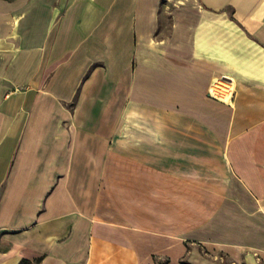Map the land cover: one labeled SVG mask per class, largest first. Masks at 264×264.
<instances>
[{
    "label": "crops",
    "instance_id": "0c3cea01",
    "mask_svg": "<svg viewBox=\"0 0 264 264\" xmlns=\"http://www.w3.org/2000/svg\"><path fill=\"white\" fill-rule=\"evenodd\" d=\"M197 3L163 36L160 0H0V135L43 118L30 160L0 146V264H201L182 238L199 151L255 194L264 0ZM219 76L228 101L210 94Z\"/></svg>",
    "mask_w": 264,
    "mask_h": 264
},
{
    "label": "rangeland",
    "instance_id": "374dc122",
    "mask_svg": "<svg viewBox=\"0 0 264 264\" xmlns=\"http://www.w3.org/2000/svg\"><path fill=\"white\" fill-rule=\"evenodd\" d=\"M198 8L197 0H160L161 22L157 34L169 35L175 20H185L188 12ZM217 78L224 82L231 81L228 76ZM234 89L233 84L229 99ZM14 97L16 95L11 99ZM65 105L71 109L73 103ZM37 106H45L47 109L43 112L46 114L54 113L52 103H38ZM26 121L21 130L14 124L7 134L0 135V146H6L5 155L11 157L13 165L16 163L20 166L21 161L30 160V151L33 150L26 145L35 138L43 137L41 116L38 118L35 114ZM46 139L51 143V138ZM58 146L61 148L56 154L55 166L57 164V168H62L67 154L62 147L63 142H59ZM202 153L199 151L197 186L192 185L191 188L189 183L182 184L183 194H192V198L183 197L182 204V238L185 247L195 250L201 264H264V173L258 174L260 182L256 184L257 189L253 194L248 186L237 181V177H233L232 182L222 181L229 179L221 175L224 171L232 175L233 171L227 160L217 158L222 155L221 150L214 152L217 156L212 158ZM11 173L6 175L3 187L12 181ZM182 261L189 262L185 257Z\"/></svg>",
    "mask_w": 264,
    "mask_h": 264
},
{
    "label": "bare ground",
    "instance_id": "6f19581e",
    "mask_svg": "<svg viewBox=\"0 0 264 264\" xmlns=\"http://www.w3.org/2000/svg\"><path fill=\"white\" fill-rule=\"evenodd\" d=\"M233 82L221 81L219 78L215 79L211 86V93L219 98L228 101L231 96Z\"/></svg>",
    "mask_w": 264,
    "mask_h": 264
},
{
    "label": "trees",
    "instance_id": "16d2710c",
    "mask_svg": "<svg viewBox=\"0 0 264 264\" xmlns=\"http://www.w3.org/2000/svg\"><path fill=\"white\" fill-rule=\"evenodd\" d=\"M185 264H190L188 262H183ZM150 264H168V258L166 256L153 255L152 263Z\"/></svg>",
    "mask_w": 264,
    "mask_h": 264
},
{
    "label": "built area",
    "instance_id": "2783aa9c",
    "mask_svg": "<svg viewBox=\"0 0 264 264\" xmlns=\"http://www.w3.org/2000/svg\"><path fill=\"white\" fill-rule=\"evenodd\" d=\"M210 94H211L212 96H214L215 98H219L218 96H215V95H213V94L211 93V88H210Z\"/></svg>",
    "mask_w": 264,
    "mask_h": 264
}]
</instances>
